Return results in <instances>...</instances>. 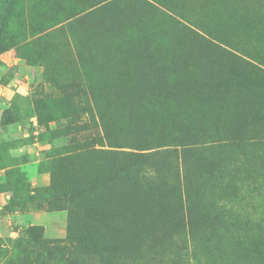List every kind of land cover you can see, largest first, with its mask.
I'll return each mask as SVG.
<instances>
[{"label": "rangeland", "instance_id": "rangeland-1", "mask_svg": "<svg viewBox=\"0 0 264 264\" xmlns=\"http://www.w3.org/2000/svg\"><path fill=\"white\" fill-rule=\"evenodd\" d=\"M140 37L156 65L195 54L205 114L178 105L181 62L173 98L130 80L127 116L107 108L97 49ZM0 264H264V0H0Z\"/></svg>", "mask_w": 264, "mask_h": 264}, {"label": "trees", "instance_id": "trees-1", "mask_svg": "<svg viewBox=\"0 0 264 264\" xmlns=\"http://www.w3.org/2000/svg\"><path fill=\"white\" fill-rule=\"evenodd\" d=\"M98 26L102 27L107 25ZM109 35L110 34H108V39ZM107 43L110 44L109 40H107ZM126 45L130 47V49H128L126 52H123L124 47L122 44V49L120 50V52H118L113 46H111V48L108 50H103L102 48L105 47V45L103 44V46H99V48L97 49V54L94 56L96 62V69H100L102 73L104 72L107 75H114L113 80L110 81L111 84H109L105 88L106 95L104 98L107 99L105 100V104L110 111H117L119 112L120 116H122V114L127 116V113L125 112L129 111L132 108V104L127 105V103L123 99L120 102L117 98L111 97L110 94L115 90V88H130L131 84H133L130 83V80H132L131 82L134 81V84L136 82H139L141 87L145 91H147L146 94L148 93L147 96L149 99H147L144 103L150 101V106L157 104L156 102L158 100L161 101V99H164L165 97L167 98V100L168 98H173L174 96H171L170 94V91L171 89L173 90V88L170 86L169 83H165L162 80V75L164 74L163 72H166L168 74L175 72L177 70L176 62H181V68L179 71L185 72V74L187 75H191L193 74L192 72L196 70V72L198 73L196 77H200V79L198 83L195 84V86L198 87L197 91L191 90L192 88L179 89L180 92L176 95L178 105L179 102L182 100V103L186 109L181 107V110H184L183 113L185 114H192L194 117H198L200 114H205V107L200 110H195V108L199 106L198 104L205 105V75L207 76V73H205V68L201 67L200 64L197 62L195 54L193 55V58L190 57L191 51L186 45L182 44L181 42H177L174 45V49L170 54V61H168L169 58L167 60L165 58L160 59L158 60L159 65L155 64V57H153L151 54H148L146 57L140 54V52L144 50L142 46H146L141 37L136 45L131 42H128ZM178 45H183L185 48L184 51L178 49ZM139 47L140 49L138 51V49L136 48ZM156 66L158 67V74H156L157 69L154 68ZM228 70L230 71V68ZM232 70L233 69H231V71ZM164 76L166 77V75ZM221 84L222 82L215 84L211 83V85H208V87L210 88L208 92L209 95L216 93L218 91L217 88H219ZM225 85L228 86V84L226 83ZM186 86L187 84H185V87ZM220 100L217 99V97H214L213 104L221 102ZM183 113H181L183 117H177L174 121L178 123H184L187 122L188 118H191L184 116ZM197 141L198 138L194 134V132H187L182 134L176 133L172 134L170 137V143L174 146L173 152H177L178 148L181 149V152L183 154V156H181L184 165L186 164L184 154L194 150L196 144H198ZM112 145H114L112 146L114 148L119 147V145L116 143H113ZM118 172L119 169H115L106 172L104 176L117 175ZM159 204L162 206V202H160ZM164 206L165 205L163 204V210ZM114 214L115 210L114 212L112 210H107L105 216L110 217L114 216ZM132 215L133 217L135 216V211L132 213ZM76 240L78 242H88V244L93 248H98V246H100L97 243L89 242L87 239H84L81 236H78ZM119 247L120 246L117 244H110L106 245L104 248L118 249ZM160 260L161 258L159 256L155 257L156 262H159Z\"/></svg>", "mask_w": 264, "mask_h": 264}]
</instances>
